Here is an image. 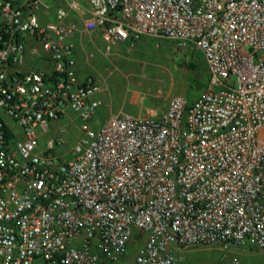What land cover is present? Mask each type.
Masks as SVG:
<instances>
[{"label": "built area", "instance_id": "built-area-1", "mask_svg": "<svg viewBox=\"0 0 264 264\" xmlns=\"http://www.w3.org/2000/svg\"><path fill=\"white\" fill-rule=\"evenodd\" d=\"M145 40L199 52L204 90L98 121L80 50ZM132 244L130 264L264 252V0H0V264H123Z\"/></svg>", "mask_w": 264, "mask_h": 264}, {"label": "rangeland", "instance_id": "rangeland-1", "mask_svg": "<svg viewBox=\"0 0 264 264\" xmlns=\"http://www.w3.org/2000/svg\"><path fill=\"white\" fill-rule=\"evenodd\" d=\"M79 55L81 76L91 72L103 87L98 121L118 112L159 116L171 97L182 95L191 101L199 96L208 78L199 52L180 50L165 41L145 40L131 49L119 48L108 59L99 49L83 45ZM192 63L199 65L196 73L190 70ZM77 124L68 119L60 121L68 144L79 132ZM137 250L138 244H132L123 264H130ZM221 254L218 246H212L191 248L181 255L184 264H219ZM228 255V261L236 258L240 264H264L263 251L235 250Z\"/></svg>", "mask_w": 264, "mask_h": 264}, {"label": "trees", "instance_id": "trees-1", "mask_svg": "<svg viewBox=\"0 0 264 264\" xmlns=\"http://www.w3.org/2000/svg\"><path fill=\"white\" fill-rule=\"evenodd\" d=\"M197 68H199L198 64H191L190 65V70L193 71L194 73H196Z\"/></svg>", "mask_w": 264, "mask_h": 264}]
</instances>
